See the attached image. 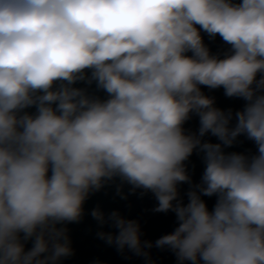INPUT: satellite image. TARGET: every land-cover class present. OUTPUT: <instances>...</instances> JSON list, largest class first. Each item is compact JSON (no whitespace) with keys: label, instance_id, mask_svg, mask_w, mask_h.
I'll return each instance as SVG.
<instances>
[{"label":"clouds","instance_id":"1","mask_svg":"<svg viewBox=\"0 0 264 264\" xmlns=\"http://www.w3.org/2000/svg\"><path fill=\"white\" fill-rule=\"evenodd\" d=\"M240 137L255 150L229 151ZM106 186L151 193L176 219L152 242L137 219L93 208L97 238L121 255L264 264V0H0V264L71 257L67 225Z\"/></svg>","mask_w":264,"mask_h":264},{"label":"water","instance_id":"2","mask_svg":"<svg viewBox=\"0 0 264 264\" xmlns=\"http://www.w3.org/2000/svg\"><path fill=\"white\" fill-rule=\"evenodd\" d=\"M202 36L205 44L213 54H222L227 49V45H225L219 36L215 39H210L204 33H202ZM202 91L206 95L214 97L216 105L220 108L227 109L231 107L234 110H239L243 107V100L226 97L222 88L210 90L202 87ZM98 94L101 97L105 95L103 92ZM30 111H34V109ZM185 127L196 130L198 128V119L193 117L192 120L186 123ZM211 139L213 142H216L214 137ZM239 139L242 142L235 145L232 149H228L229 151L255 150L254 145L250 141H247L244 137H240ZM203 167L200 157L194 153L188 162V169L194 182H199ZM187 188L188 185L186 184L181 186L182 195L186 192ZM128 191V186H125V194H128ZM203 198L209 210H211L216 198ZM184 199L187 202L186 196ZM155 205L156 201L151 193L145 194L143 197L139 195V192L136 194H128L127 199L124 200L116 195L114 186H106L101 191L92 194L84 205L85 214L83 219L79 223L67 225L74 254L62 260L60 264H93L94 261H100L101 264H145L143 257L135 256L130 252L121 255L115 247L109 246L104 241L98 239L96 233L101 229L91 217L90 212L97 206L106 214L113 210H119L126 218L137 219L140 222L142 240L155 242L161 236L171 233L177 226L174 213H156L152 211ZM102 230L115 231L108 226H105ZM30 247L31 243L29 242L26 245V250ZM150 254L154 264H177L175 255L168 249L153 247L150 249Z\"/></svg>","mask_w":264,"mask_h":264}]
</instances>
